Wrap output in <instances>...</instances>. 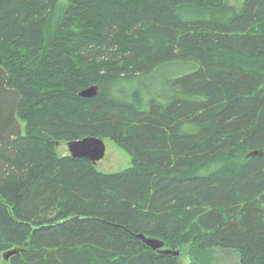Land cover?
Segmentation results:
<instances>
[{"label":"trees","instance_id":"16d2710c","mask_svg":"<svg viewBox=\"0 0 264 264\" xmlns=\"http://www.w3.org/2000/svg\"><path fill=\"white\" fill-rule=\"evenodd\" d=\"M58 3L0 0V66L23 123L0 144V254L178 264L185 245L200 264L212 245L264 264V0ZM171 64L187 70L152 90L145 80ZM87 136L114 141L132 166L105 173L56 153Z\"/></svg>","mask_w":264,"mask_h":264},{"label":"water","instance_id":"95a60500","mask_svg":"<svg viewBox=\"0 0 264 264\" xmlns=\"http://www.w3.org/2000/svg\"><path fill=\"white\" fill-rule=\"evenodd\" d=\"M8 75L3 67L0 66V144L12 141L22 133V125L17 118V108L20 101L19 93L15 88L7 86ZM97 93V86L91 85L79 91L83 97H92ZM69 156L72 158H84L94 164L104 156V142L102 138L87 136L81 139H74L66 142ZM256 151L249 153L255 154ZM145 245L160 254L177 255L178 250L161 248L162 243L148 238L142 234H137ZM18 250L15 248L6 250L2 253V258L8 260Z\"/></svg>","mask_w":264,"mask_h":264},{"label":"rangeland","instance_id":"374dc122","mask_svg":"<svg viewBox=\"0 0 264 264\" xmlns=\"http://www.w3.org/2000/svg\"><path fill=\"white\" fill-rule=\"evenodd\" d=\"M243 1L244 0H226V2L235 6L236 9L241 7ZM66 2L67 0H59L58 6L64 5ZM186 70V68H182L176 64L166 65L159 69L151 79H146L145 82L146 84L152 83L153 87L151 89L155 90V85L160 83L162 79ZM103 142L105 146L104 156L93 164L96 170L105 173H113L132 166V157L114 141L105 138ZM55 151L59 156L64 154L69 155L66 142L56 143ZM153 239L162 243L161 248H164V241L158 238ZM179 250L181 253L177 256L178 264H188V262L190 263L191 260H194V256L191 258L190 252L185 245ZM199 261L200 264H239V259L235 252L226 251L212 245L207 246L206 250L204 249L199 254ZM0 264H9L8 260L2 258V253L0 254Z\"/></svg>","mask_w":264,"mask_h":264}]
</instances>
